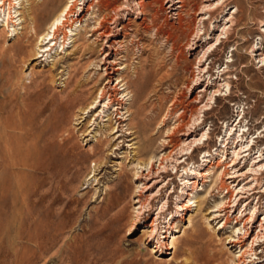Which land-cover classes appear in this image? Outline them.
<instances>
[{
    "label": "rangeland",
    "instance_id": "rangeland-1",
    "mask_svg": "<svg viewBox=\"0 0 264 264\" xmlns=\"http://www.w3.org/2000/svg\"><path fill=\"white\" fill-rule=\"evenodd\" d=\"M26 1L21 0L18 8L22 13L20 16L25 19L23 24H28L30 18ZM189 1H194V10L182 12L183 28L177 29L168 24L175 20L167 18L156 4V19H152V11L146 14L141 24L137 25L139 18L131 22L126 34L119 36L121 45L114 46L118 63L115 66L121 65L120 71L129 75L133 82L138 78L134 69L141 71L146 84L133 83L132 88L146 103L147 114L157 112L154 129L149 133L154 144L142 155L144 158L154 153L159 157V154L167 153L171 146L179 144V132L173 134L171 131L182 112L180 107L188 102L195 82H198V64L188 50V40L185 41L188 38L184 37V32L190 34L192 30L202 27L200 19L194 15L202 0ZM236 1L225 0L222 8L215 12V18L223 22L234 10ZM239 1L243 4L240 12L242 19L233 26L228 39L208 50L207 55L210 56L204 62L216 76L223 73L222 78L228 77L231 86H224L220 96L211 100V108L202 112L204 116L200 119L199 131L209 130L211 133L210 139L202 140L193 152L192 159L197 163L201 162L207 149L212 150L221 142L228 122L234 123L237 118V109L241 112L245 109V114L242 112L237 121L244 116L243 124H247L248 133L256 140L253 156H258L264 150V62H258L250 53L253 46L264 48V0ZM66 2L57 0V4L38 11L36 33L25 34L24 29H17L19 33L12 35V30L20 25L8 28L5 21L0 22V120L13 128L10 139L13 148L0 155V264H228L231 256L239 255L237 248H227L228 236L234 226H239L233 217L239 216V209L245 206L239 203L230 223L223 227V217L214 218L211 210L220 201H224L223 206L228 205L230 194L225 189L218 191L217 186L221 182L214 185L210 177L203 183L199 181L194 190L200 200L206 199L205 202L190 206L184 212V218L177 220V227L172 231L177 240L175 248L153 251V248L156 249V238L149 241V227L147 223H140L139 204L136 203L142 189L140 180L144 182V179L134 175L136 171L141 173L145 170L141 164H137L136 153L146 139L139 135L130 141L131 136L125 125L124 132L112 134L108 130L104 135L103 130L114 124L116 118L113 115L112 122L109 120L113 107L107 109L103 102L85 113L82 119L81 114L72 117L71 126L75 131L70 136V142L63 147L73 148L81 154L76 165L57 171L29 168L30 165H38L45 153H61L60 146L67 133L60 127L52 129L51 117L64 102V93L68 88L64 85L67 73L71 74L68 78L71 83L73 75L81 80L90 76L92 82L88 89L91 92H97L100 82H105L100 74L105 68L106 63L102 58L108 47L100 49L95 36L89 32L90 27L86 30L79 27V33L74 36L69 34L68 38L66 29H60L56 36L57 44L44 56L46 59L35 58L39 50V36L47 30L52 18ZM79 10L80 7L76 6L72 16ZM132 16L136 15L133 13ZM83 24L92 25L93 21L88 20ZM204 25L206 28L214 27L213 21L205 20ZM219 29H212L210 34L202 36V49L207 48V42H213L211 37ZM84 30H88L86 38L83 37ZM81 44L92 47L86 53H81ZM114 50H111V59L115 56ZM155 67L160 71L156 78L153 76ZM202 79L200 82L205 84L210 79L209 74ZM112 83L116 84L117 81L113 79ZM117 96L121 97V93ZM208 99L209 95L203 96L202 102ZM130 103L131 100L126 101V105ZM176 108L178 111H175ZM193 115L188 111L185 122H192L197 114L195 117ZM84 125L88 127L87 130L79 131ZM170 132L172 135L169 137ZM98 137L103 140L102 151L90 153ZM165 139L170 143L162 147L161 142ZM214 156L213 160L222 159L220 153ZM223 159L230 161L229 155ZM183 172V168L178 171L166 168L163 176L168 182L161 190L157 205L167 200L169 211L175 210L182 184L179 174ZM255 175L258 177L255 182L257 189L264 190V168H260ZM119 181L129 192L118 207L120 212L115 214V210L110 209L109 201L113 194L111 190ZM4 184L8 187L7 192L2 191ZM259 194L257 192V196ZM245 212L249 214L251 211L245 209ZM257 215L261 218V211ZM152 216H149L148 223ZM135 219L138 224L130 234L128 230ZM6 222L9 227L3 234ZM21 230L25 237L19 241ZM262 240L264 238L257 242L256 254L247 257V262L250 258L255 261L260 258L264 262Z\"/></svg>",
    "mask_w": 264,
    "mask_h": 264
},
{
    "label": "bare ground",
    "instance_id": "bare-ground-1",
    "mask_svg": "<svg viewBox=\"0 0 264 264\" xmlns=\"http://www.w3.org/2000/svg\"><path fill=\"white\" fill-rule=\"evenodd\" d=\"M37 1L38 2H29V0L26 1L29 6L28 9L30 15L28 24H23L25 19L20 16L22 13L18 10L21 5V0H15V2L11 4V7L7 8L8 13L6 19H2L3 22L5 21V25L8 28L20 25L19 28H14L12 30L14 33L12 35L19 33L17 29H24L25 34L30 32L36 33L39 16L38 11L45 6L55 5L57 0ZM192 2L189 0H67L64 6H62L58 10L57 14L52 18L47 30L39 36L40 38L38 37L39 50L36 52L37 56H35V58H44L45 55H48L49 51L54 49V46L57 44L56 36L60 29H66L65 35L68 38L69 34L70 36L77 35L79 33L77 32L79 27H85V30L87 27H90L89 32H92L91 35L95 36L94 40L100 49L101 47H108L105 56L102 58L106 63H104L105 68L102 72L103 74H100L104 76L105 82L103 84L100 82L99 86H96V90H98L97 92H91L88 89L90 81L92 82V78L90 76H88L86 80H81L80 78H75L76 75H73V83H71L68 79L71 74L69 72L67 73L68 76L66 77L67 80L65 79L66 81L64 85L68 88L64 93V102L51 117L52 129L60 127V129H63L64 132L67 133L66 137L63 139L64 141L62 142V146H60L62 149H60L61 153H45L38 165H30L29 168L36 169L38 171H57L76 165L81 159V154L78 152L76 153L73 148L68 149L63 147L67 146L70 142L71 134L75 131L71 126L72 117L81 114L80 119H82L85 113H89L92 109L96 108L101 102H103V106L107 109L113 107L109 120L112 122L113 115L116 118V122L114 124H111L103 130L104 135L108 130H110L112 134L119 131L124 132L123 127L125 125L127 127L126 131H128L131 136L130 141L136 139L139 135L146 139L144 140L142 146L138 148L136 153L138 156L137 164H141L145 170L141 171V173L136 171L134 175H137L139 179H144V182L140 180L142 189H140L136 203L139 204L138 211L141 215L140 223L143 225L147 223V226L149 227V241L156 238V249L153 248V251L163 252V248H175L177 240L173 236L172 231L174 227H177V220L184 218V212L189 210L190 206L199 205L200 203L205 202L206 199L200 200L198 198L199 196H196L194 190L196 189L199 181L203 183L208 180V177H210V181H212L214 185L219 183V181L221 182L220 186H217L218 191L225 189L227 193L230 194L231 200H229L230 203L228 205L225 204L223 206L224 201H220L215 205V208L211 210V212L215 214L214 218L223 217V227L227 223H230L232 214L239 203L242 202L243 204L241 206H245L244 209H239V216L235 215L233 217L235 218L236 224H239V226H234L231 234L228 236L229 240L227 243L229 246L227 245V248H237L239 255L231 256V260L228 264H264V262L262 263V261H260V258H258V261H255L252 258H250L248 262L246 260L248 259L247 257H252L256 254L255 248L259 244L257 242L264 238V190L257 189L258 185L255 184L258 179L255 173H257L260 168H264V150H261L258 156H253V145L256 143V140L248 133L249 129H247V124H243L244 116L237 121V118L241 116L243 111L241 112L237 109V118L235 119V122H228L227 132L221 138V142L217 144L216 147L214 146L215 148L212 150L207 149L202 156L201 162L197 163L192 159L193 152L198 148V144L202 143V140L210 139L211 132L209 130L199 131V127L201 125L200 119L204 116L202 112L211 108L209 107L211 100L220 96L224 90V86H231V81L228 80V77H221L223 76V73L216 76V74L211 72L209 65H204V62L207 61L210 56L207 55V52L214 45L218 44V42V45H220L225 39H228L233 26L240 22L242 19L240 12L243 9L242 2L239 0L234 2V10L227 15V17H225L223 22L217 20L214 14L217 10L222 8L225 0H202L200 8L194 11L195 17L199 18L203 25L196 31L192 30L190 34L184 32V37L188 38L185 39V41L188 40V50H190L191 54L195 56L196 63L198 64L199 78L197 80L198 82H195L194 89L192 88V95L189 97L188 102L186 104L184 103V105L180 107L182 112L181 114L179 113V118L176 119L177 123H175L171 131L173 134H175L174 132H179L178 134L181 136V138H179V144L171 146L172 148L167 153L159 154V157L155 153L147 156L146 158L142 157L146 150L154 144V141L150 138L149 133L154 129V120L157 112L152 113L151 115L147 114L148 111L146 113V103H144L143 99L140 98L138 93H135L132 88L133 83H142L143 85L146 84L144 77L141 75V71L134 69L138 78L133 82L129 75L120 71L122 68L121 65L115 66L118 63L114 46L121 45L122 42L119 40V36L126 34V29L129 27L128 25L131 22L137 21L139 18L140 21L137 22V25L141 24V22L145 20L146 14L152 11L151 17L155 20L157 17L155 5L157 4L158 8L165 12V16L167 18L175 20L174 22L177 23L171 22L168 24L173 27H177V29L183 28V16H181V14L187 10H194ZM5 4L6 0H2L0 8ZM18 4L19 6H17ZM76 6H79L80 10L76 12L73 17L71 13ZM133 13L136 15L135 17L132 16ZM205 15H208V17H205ZM88 20H92L93 24H88L87 26L84 25L83 23H86ZM205 20L206 22L213 21L214 27L206 28L204 25ZM217 28L219 31L214 33L215 37H211L213 42H207V48L202 49V36L210 34L212 29L218 30ZM202 29L203 31H201ZM262 31L264 32V24H262ZM87 32L88 30L83 34L84 38H86ZM159 32L163 33L161 29H159ZM91 47L87 44H81L79 51L81 53H86V51L90 50ZM111 50L115 51L113 59H111L110 56L112 53ZM250 53L258 60V62H264V48H260V46H253ZM118 60L120 61V59ZM153 72V76L155 77L160 71L155 67ZM162 72H164V70ZM205 74H209L210 79L203 84L200 80L203 81L202 77H204ZM169 77L170 76H168V78ZM161 78L163 79L164 77ZM113 79L117 81L116 84L112 83ZM197 88L199 90H196ZM119 93H121V97L117 96ZM206 95H209V101L202 102V97ZM127 100H131L129 105H126ZM134 106L137 107L136 110L133 109ZM243 110V113L245 114L246 111L245 109ZM175 111H178V109ZM188 111L194 115L197 114L196 117L193 115L195 118L192 117L194 120L192 119L193 121L189 123L185 122V114ZM156 122L159 121L156 120ZM225 122L224 124H226ZM116 124H118V126H116ZM87 128L88 127H85L84 125L79 131L84 132ZM12 131L13 128H11L5 121L0 120V155L13 148L10 146ZM171 132L168 134L169 137L172 135ZM218 139H220V136ZM96 140L97 143L92 146L90 153L97 154L102 151L103 140L101 137L96 138ZM168 143H170V141L165 139L163 140V143L161 142V146L166 147ZM219 153L221 154L222 159L213 160V157L215 158L214 154ZM227 155H229L230 158L229 162H226L223 159H226ZM157 162L159 164L156 167L155 164ZM190 163L192 164L189 165ZM168 167L176 171H178L179 168L184 169V172L179 174L182 184L181 191L177 194L178 201L176 200L175 210L171 209L170 211L166 207L167 200L160 205H157L156 202L160 196L161 190L168 182L163 174ZM7 190L8 187L4 184L2 191L7 192ZM111 191H113V194L109 201L111 205L110 209L115 210V214H118L120 212L118 207L125 201L129 190L126 186H121V181H119L115 184L114 189ZM257 192H260L259 196H257ZM256 196L257 199L256 202H254L253 200ZM195 202H197V204H194ZM245 209H248L251 212L247 214ZM260 211L262 215L261 218H259L260 215H257ZM243 212L244 214H242ZM168 213L169 215L167 216ZM151 214H153V216L148 223L147 220ZM22 222L23 220H21V224ZM190 222H192V220H190ZM137 224L136 219L131 223L128 230L130 234L135 231ZM3 227V234H5L7 228L9 227L8 223L6 222ZM167 233H169V235ZM24 235L23 230H21L19 232V241L25 237ZM167 237L171 240L167 241ZM262 241L264 243V240ZM261 251L264 252V247Z\"/></svg>",
    "mask_w": 264,
    "mask_h": 264
},
{
    "label": "built area",
    "instance_id": "built-area-1",
    "mask_svg": "<svg viewBox=\"0 0 264 264\" xmlns=\"http://www.w3.org/2000/svg\"><path fill=\"white\" fill-rule=\"evenodd\" d=\"M2 2V0H0V3ZM15 0H6V4L0 8V21H2V19H6L7 16V8L11 7V4L14 3ZM3 8V9H2ZM4 10V11H3Z\"/></svg>",
    "mask_w": 264,
    "mask_h": 264
}]
</instances>
